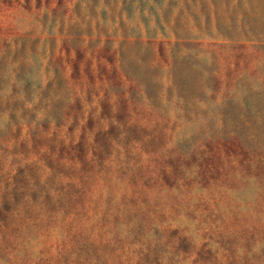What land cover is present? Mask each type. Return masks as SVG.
Listing matches in <instances>:
<instances>
[{"label":"rangeland","instance_id":"rangeland-1","mask_svg":"<svg viewBox=\"0 0 264 264\" xmlns=\"http://www.w3.org/2000/svg\"><path fill=\"white\" fill-rule=\"evenodd\" d=\"M0 264H264V0H0Z\"/></svg>","mask_w":264,"mask_h":264}]
</instances>
